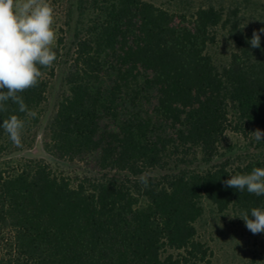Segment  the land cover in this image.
<instances>
[{
    "label": "trees",
    "instance_id": "trees-1",
    "mask_svg": "<svg viewBox=\"0 0 264 264\" xmlns=\"http://www.w3.org/2000/svg\"><path fill=\"white\" fill-rule=\"evenodd\" d=\"M79 1L88 21L18 94L36 115L12 100L0 111V124L25 122L19 146L0 127V264H212L198 230L206 203L239 217L264 205L223 183L264 168V140L249 135L264 131V33L260 48L247 42L264 28V0ZM223 41L232 48L219 60ZM61 62L66 90L43 149L92 175L4 159L33 148ZM229 135L259 154L219 162Z\"/></svg>",
    "mask_w": 264,
    "mask_h": 264
},
{
    "label": "clouds",
    "instance_id": "clouds-1",
    "mask_svg": "<svg viewBox=\"0 0 264 264\" xmlns=\"http://www.w3.org/2000/svg\"><path fill=\"white\" fill-rule=\"evenodd\" d=\"M53 7L47 0H0V111H6V102L18 104L20 112H29L23 98L18 95L38 84L41 68L51 67L57 59L52 45L56 38L53 29ZM264 28L254 31L247 41L252 48H260ZM24 120L16 115L3 120L0 127L8 134L13 144L21 143ZM256 141L264 140V131L256 129L249 133ZM148 174L144 173L141 183L148 187ZM225 187L240 192L264 196V168L255 167L250 173L236 174L223 182ZM239 218L246 228L255 234L264 232V205L244 212Z\"/></svg>",
    "mask_w": 264,
    "mask_h": 264
},
{
    "label": "rangeland",
    "instance_id": "rangeland-1",
    "mask_svg": "<svg viewBox=\"0 0 264 264\" xmlns=\"http://www.w3.org/2000/svg\"><path fill=\"white\" fill-rule=\"evenodd\" d=\"M151 1L159 6L168 7L180 3L177 0ZM189 1L191 3V0ZM202 1L207 2L208 0H192L195 5ZM47 2L54 10L53 29L56 38L52 46L63 49L64 44L59 46V43L64 40L68 46L74 30H80L82 25L88 21L89 14L88 12L81 14L78 11V5L81 3L79 0H47ZM81 4L86 6V3L82 2ZM231 48L230 42L223 41L220 47L216 49V57L219 60L226 59ZM65 77L66 66L61 62L57 66L55 77L50 84L48 102L45 106L46 113L38 129L33 148L4 159L13 161L17 159H42L56 173L72 178L94 173L92 167L85 162L60 161L48 155L43 149L47 123L58 110L63 93L66 90ZM222 152L224 156L220 158L219 162L228 161L233 165L245 162L253 155L259 154V151L254 150L248 140L231 135L228 136ZM194 167L207 168L200 164H196ZM198 230L201 239L212 247L214 253L212 264H264V232L254 235L244 226L239 216L234 212L230 211L224 215L218 214L206 203V212L198 223Z\"/></svg>",
    "mask_w": 264,
    "mask_h": 264
}]
</instances>
